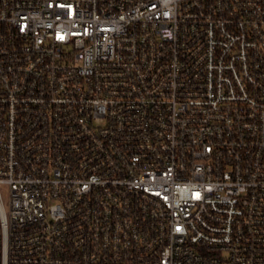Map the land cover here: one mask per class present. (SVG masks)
<instances>
[{
	"label": "built area",
	"instance_id": "1",
	"mask_svg": "<svg viewBox=\"0 0 264 264\" xmlns=\"http://www.w3.org/2000/svg\"><path fill=\"white\" fill-rule=\"evenodd\" d=\"M0 264H264V0H0Z\"/></svg>",
	"mask_w": 264,
	"mask_h": 264
}]
</instances>
